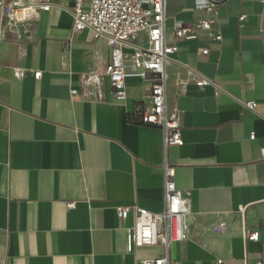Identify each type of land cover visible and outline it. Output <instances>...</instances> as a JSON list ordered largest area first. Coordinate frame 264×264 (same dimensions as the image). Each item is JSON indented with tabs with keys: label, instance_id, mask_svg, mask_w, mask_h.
Masks as SVG:
<instances>
[{
	"label": "crops",
	"instance_id": "1",
	"mask_svg": "<svg viewBox=\"0 0 264 264\" xmlns=\"http://www.w3.org/2000/svg\"><path fill=\"white\" fill-rule=\"evenodd\" d=\"M203 1L166 0L165 36L178 48L167 65V102L181 147L166 149L163 131L143 124L148 82L128 79L127 100H116L102 74L111 51L91 31L74 32L72 0L7 29L0 41V264L159 259L161 246L128 253L133 218L120 222L115 209L162 212L166 165L191 201L189 238L170 244L169 264L264 261V4L227 0L213 28L221 41L201 30L196 41H178L176 23L205 18L197 9ZM146 42L141 33L138 44ZM125 69L134 71L130 60ZM200 78L210 83L198 86Z\"/></svg>",
	"mask_w": 264,
	"mask_h": 264
},
{
	"label": "built area",
	"instance_id": "2",
	"mask_svg": "<svg viewBox=\"0 0 264 264\" xmlns=\"http://www.w3.org/2000/svg\"><path fill=\"white\" fill-rule=\"evenodd\" d=\"M69 0H0L2 11L0 18V41L6 38L8 28L19 25H30L41 13L48 12L54 6L63 8L62 3ZM71 13L74 21V32L91 31L97 43H105L111 51L110 60L102 70L107 76L116 100H127V81L134 78L151 85L149 97L151 106L146 110L143 124L157 128L164 133L166 149L184 145L181 126L177 118L168 111L167 84L169 75L167 65L178 50L176 44H169L165 36L166 0H72ZM227 0H204L197 9L204 11L205 18L191 24L177 22L175 37L178 41H196L198 31L209 33L219 42L220 34H214L217 25L218 8ZM264 4V0H259ZM244 16L240 18L244 20ZM141 33L147 34L145 46L138 44ZM130 53H126V51ZM202 55L210 53L209 49L201 50ZM130 60L134 71L127 72L125 63ZM41 73H36L39 79ZM210 81L200 78L198 86ZM76 95L77 91L73 90ZM247 109L256 111V102L243 104ZM252 139L255 135H252ZM164 209L153 213L138 206H118L116 217L120 222L133 218L132 226L127 229V251L143 247L161 246L165 254L155 261H144V264H169V246L188 240L187 217L191 212V201L187 194L180 191L174 180L173 167H165ZM243 208L240 211L243 212ZM246 238L258 241L259 234L245 231ZM256 264H264L260 261Z\"/></svg>",
	"mask_w": 264,
	"mask_h": 264
}]
</instances>
